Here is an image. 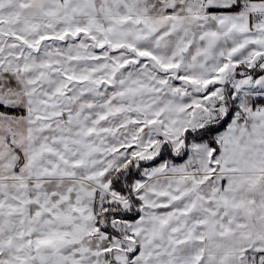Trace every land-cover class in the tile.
<instances>
[{"label":"snow or ice","instance_id":"obj_1","mask_svg":"<svg viewBox=\"0 0 264 264\" xmlns=\"http://www.w3.org/2000/svg\"><path fill=\"white\" fill-rule=\"evenodd\" d=\"M0 264H264V0H0Z\"/></svg>","mask_w":264,"mask_h":264}]
</instances>
